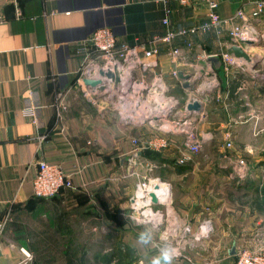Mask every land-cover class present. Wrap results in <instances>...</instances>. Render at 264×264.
Returning a JSON list of instances; mask_svg holds the SVG:
<instances>
[{"label":"crops","instance_id":"1","mask_svg":"<svg viewBox=\"0 0 264 264\" xmlns=\"http://www.w3.org/2000/svg\"><path fill=\"white\" fill-rule=\"evenodd\" d=\"M248 1L220 0L217 11L229 17ZM204 14L202 4L181 6L175 0H20L0 10V220L12 208L19 213L31 206L32 215L46 213L53 222L65 219L55 223L61 231L63 227L71 233L76 224L81 233L100 232L114 246L92 257L86 251L82 259L71 260L73 264H114L103 259L115 248L129 249L132 264H151L161 246L178 239L176 229L190 225L195 231L209 219L210 233L190 246L185 243L182 252L189 259H174L173 264L234 263L235 250L252 239L258 227L264 228V78L256 72L264 65L252 69L241 63L225 72L219 57L212 62L198 55L201 44L210 54L227 52L226 28L175 38L174 43L185 48L187 39L193 44L186 49V70L203 73L202 83L189 76L190 85L184 88L178 77L168 76V47H158L159 54L149 61L154 62L151 72L136 76L150 83L154 73L162 72L170 92L182 93L177 119L191 122L204 139L183 164L176 161L186 153L182 132L163 131L146 121L121 122L109 103L103 108L87 101L77 85L81 59L75 46L91 32L106 27L118 43L134 45L165 33V17L176 30L200 25ZM251 23L255 36L264 35V13ZM242 47L263 54L262 47ZM212 75L218 85L208 89L205 83ZM59 96L70 106L58 116ZM193 98L201 110L189 114L184 104ZM133 139L165 145L142 147ZM227 141L231 148L225 146ZM236 155L250 169L239 182L229 178L230 160ZM42 160L69 172L72 187L51 198L36 197L31 182ZM156 176L170 184L171 199L161 205L165 218L153 229L130 221L127 209L128 196L140 179ZM141 232L150 233L148 244L139 241ZM87 243L80 240L81 246ZM31 263L3 233L0 264Z\"/></svg>","mask_w":264,"mask_h":264},{"label":"built area","instance_id":"2","mask_svg":"<svg viewBox=\"0 0 264 264\" xmlns=\"http://www.w3.org/2000/svg\"><path fill=\"white\" fill-rule=\"evenodd\" d=\"M20 0H0V10L6 5H16ZM181 6H194L202 4L205 8V20L198 26H192L184 29H172L169 27L168 18H164L163 24L166 26L165 33L153 34L148 40L138 42L134 45H129L123 42H117L111 31L103 27L90 34L83 40L76 43L75 50L78 53L81 61L79 66V75L77 85L81 91V96L93 104L105 107L109 103L113 107V112L118 120L126 122L146 121L152 126L162 129L163 131H177L185 135L186 153L176 159L177 163L183 164L192 154L197 153L201 149L203 138L193 130L191 122L180 121L177 119L179 113H175V106L180 104L176 95L170 92V86L165 82V76L162 72H156L150 83L136 76L140 72H151L154 62H149L153 57L159 54L158 47L166 45L168 51L167 58L170 60L171 69L168 76L177 78L178 73L182 71L184 74H189L190 78L197 79L201 82V75L195 72L189 73L186 70V64H190L189 55L186 49H192V42L187 39L186 48L182 45L174 43L175 38L189 37L197 33L202 34L209 30H217L218 32L226 28V33L229 36V47L245 45L244 41H257L261 36H255L252 30V21L259 19L264 13V0H249L250 4L248 12L247 5H242L229 17L219 15L217 8L220 0H175ZM246 6V7H245ZM168 9L166 10V12ZM2 17L0 16V20ZM264 37V35H262ZM253 47V45H249ZM257 47L263 48L262 56H257L246 51L252 60H264V44ZM200 56L203 57H219L223 70L229 72L233 66L241 67V63L249 64L241 57H236L223 52L219 55L210 54L204 46L198 45ZM264 65V64H262ZM244 68V67H243ZM111 71L118 74V81L107 78L101 72ZM256 72L264 78V68L256 69ZM85 79H97L100 81L98 86H87L84 84ZM182 82V81H181ZM183 83V82H182ZM202 83V82H201ZM206 88L211 89L218 85V81L214 75L207 80ZM102 87L100 89L99 87ZM198 101L191 99L184 104V111L189 103ZM200 102V101H198ZM65 106L60 108L56 106V113L59 116ZM157 116V118H155ZM135 145L163 147L164 141L152 143L150 141H139L133 139ZM231 142L227 141L225 146L231 148ZM37 170L32 178L33 194L38 198H51L55 196L63 188L72 187L71 175L59 164H51L44 160L37 163ZM249 165L245 159L236 155L230 160L229 178L236 182L242 181L249 174ZM157 198L156 204L152 202L150 194ZM129 197V206L127 209L128 218L136 225H149L153 229H157L163 222L165 215L161 205L170 203V184L159 177L143 178L136 184ZM10 217L6 213L0 220V238L3 229ZM196 230L192 231L190 225H184L176 229L178 238L172 243H166L161 246L163 248L175 249L178 255L173 256L174 259H189L184 252L185 243L189 246L195 240L206 238L210 233V220L200 222L196 226ZM26 254V252H24ZM26 256H28L26 254ZM235 260L233 264H264V228L258 227L252 239L245 244L239 246L235 250Z\"/></svg>","mask_w":264,"mask_h":264},{"label":"rangeland","instance_id":"3","mask_svg":"<svg viewBox=\"0 0 264 264\" xmlns=\"http://www.w3.org/2000/svg\"><path fill=\"white\" fill-rule=\"evenodd\" d=\"M176 95L178 98L183 96L181 92L176 93ZM62 98L59 96L55 99V108L57 105L60 108L63 104L65 106V109L61 112L67 111L68 106H70L69 100ZM16 208H12L8 212L10 218L2 233L11 244L26 252L28 256L24 253V258L27 261L30 260L31 264H44L46 261H49L50 264H73L71 260L78 259L86 251L90 252L92 257L94 252L100 251L103 247H114L109 243L107 244L106 237H102L103 235H100V232L83 234L74 224L71 233H67L63 230V227L62 231L60 230L61 227H55L57 219L53 222V219L49 218L46 213L39 216L32 215L30 213L31 206L22 207V211L20 209L19 213H16L15 211L18 210ZM60 220L62 222L66 221L65 219ZM60 220L57 222H60ZM71 222L73 223V219H71ZM11 223H15V229L11 227ZM82 238L88 240L89 246H81L80 240ZM81 264L100 263L82 260Z\"/></svg>","mask_w":264,"mask_h":264},{"label":"water","instance_id":"4","mask_svg":"<svg viewBox=\"0 0 264 264\" xmlns=\"http://www.w3.org/2000/svg\"><path fill=\"white\" fill-rule=\"evenodd\" d=\"M243 43L246 44V45H248V46L249 45L259 46L261 44H264V37L260 36L257 39V41H250L249 40V41H244ZM227 52L229 54H231V55L236 56V57L243 58L246 62H250L251 61V58L248 55V53L242 47H240L238 45H233V46L229 47ZM209 60L212 61V62H215V61L217 62L218 61V58H216V57H210ZM250 64H251L252 67H256V66H258L260 64H264V60L262 61L261 59H255V60H252ZM101 74H103L107 78H110L111 80H113L114 83H116L118 81V74L117 73H113L111 71H106L104 73L101 72ZM177 77H178L179 80H181L183 82V85L182 86L184 88H186V87H188L190 85L189 82H187V79L189 77L188 74H184L182 71H180L178 73V76ZM193 82H195V81H193ZM84 84L87 85V86L89 85V86L94 87V86H98V84H100V81L97 80V79H85L84 80ZM99 88L102 89L101 86ZM176 107L177 106H175L174 109ZM186 108H187V113L190 114V113H193V112H199L201 110V105H200V102L194 101L192 103L187 104ZM185 117H186V114L182 118H185ZM155 118H157V116H155ZM181 120H183V119H181ZM150 197L152 198V202L154 204H156L157 198L153 195V193L150 194Z\"/></svg>","mask_w":264,"mask_h":264},{"label":"clouds","instance_id":"5","mask_svg":"<svg viewBox=\"0 0 264 264\" xmlns=\"http://www.w3.org/2000/svg\"><path fill=\"white\" fill-rule=\"evenodd\" d=\"M138 239L141 243L148 244L152 237L148 232H141ZM174 255H178L175 249L167 247L163 248L161 249L159 255L152 259L151 264H173Z\"/></svg>","mask_w":264,"mask_h":264},{"label":"trees","instance_id":"6","mask_svg":"<svg viewBox=\"0 0 264 264\" xmlns=\"http://www.w3.org/2000/svg\"><path fill=\"white\" fill-rule=\"evenodd\" d=\"M221 73V67L218 68V74ZM15 223H11V227L15 229ZM114 264H132V253L129 249L125 248L123 251L120 248H115L108 255L104 256L103 262Z\"/></svg>","mask_w":264,"mask_h":264}]
</instances>
